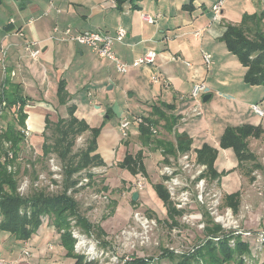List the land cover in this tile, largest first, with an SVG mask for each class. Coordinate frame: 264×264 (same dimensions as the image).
<instances>
[{
  "label": "crops",
  "instance_id": "obj_1",
  "mask_svg": "<svg viewBox=\"0 0 264 264\" xmlns=\"http://www.w3.org/2000/svg\"><path fill=\"white\" fill-rule=\"evenodd\" d=\"M189 1H126L119 8L115 0H3L0 89L12 85L22 97L29 99L24 108L25 125L35 141L41 135L43 139L46 118L52 122L67 118L69 107L73 106L75 117L84 120L90 128H99L96 153L104 163L99 169L109 176L110 170L114 173L117 168L119 182L130 184L128 189L138 174L133 175L119 166L127 153L134 155L142 151V162L152 187L159 179L158 173L152 176L154 167L157 163L162 166L164 161L161 149L153 143L142 146L136 123L130 124L128 136L123 139L120 119H157L154 107L168 116H181L174 131L186 134L191 140L192 158L196 160L197 151L204 146L216 150L214 168L218 173H225L218 178V183L225 195L239 191L242 196L238 160L232 148L220 147V139L227 127L243 125L263 130L259 138L248 139L250 150L252 144L264 138V116L251 109V105H257L264 111V86L244 81L246 68L228 50L221 36L226 25H238L247 17L261 16L264 23V3L224 0L220 16L214 20L211 7L216 0H193L191 4ZM143 13L155 21H145ZM66 27L72 33L107 34H114L122 27L126 37L114 44L116 55L130 64L154 50L155 60L137 67L130 65L120 74L91 48L68 40L63 34ZM199 30H202L200 37H195L194 32ZM26 43L40 49L37 59H32L25 50ZM202 51L211 55L212 63L208 67ZM154 75L159 78L158 82L151 80ZM196 83H204L207 91L202 97L209 96L206 101L201 100L200 115L187 116L194 104L190 94ZM60 85L66 92L63 99L59 94ZM31 117L35 121L29 124ZM162 125L161 121L153 126L159 130L155 137L174 142V131L167 133ZM89 134L88 131L81 135ZM123 171L128 175L125 178H122ZM110 178H105L102 185L109 186ZM134 191L138 192L139 200L142 193L132 189L131 198ZM24 248L31 252L29 258L23 257ZM0 258L4 260L0 264L74 263L60 244V234L48 221H42L25 241L0 230Z\"/></svg>",
  "mask_w": 264,
  "mask_h": 264
},
{
  "label": "trees",
  "instance_id": "obj_2",
  "mask_svg": "<svg viewBox=\"0 0 264 264\" xmlns=\"http://www.w3.org/2000/svg\"><path fill=\"white\" fill-rule=\"evenodd\" d=\"M2 1L0 0V5ZM126 1L135 2L139 0H115L119 8ZM192 1L190 0L189 3L191 4ZM221 40L246 68L244 81L249 85L264 86L263 17H247L238 25H226ZM2 89V96L8 109L14 108L17 103L20 106L17 110L14 108L13 113L16 116L14 121L7 122L4 126L0 123L2 125V131L0 132V230L9 232L17 240L25 241L36 232L43 221V217H45L49 224L60 234V244L65 248L66 255L74 259L73 264H82L83 256L74 252V240L70 238L68 232L69 223L67 218L76 217V224L86 231L91 230L92 226L78 213V203L73 197L67 195V191L76 183V180L72 179L75 173L88 166L104 165L100 156L96 153V137L99 128H90L84 120L75 117L73 106L69 107L67 118H59L56 122L46 118L41 155L35 163L44 168L42 164L44 160L53 155L60 162L63 174L61 184H63L61 190L55 193L48 192L44 187H39L32 188L33 190L27 195H22L17 191L18 179L21 175L20 166L18 165L14 171H9L8 166L19 163L18 158L21 157L23 152L25 145L23 130L26 128L25 120L27 118L24 107L29 104V99L22 97L12 85H9L7 89ZM59 94L62 99L66 97L63 85L59 87ZM154 114L158 117L157 119L144 118V121L152 126H157L162 121V128L167 133L174 131V126L181 119V116L166 115L159 107H154ZM2 117H5V114ZM138 128L142 146H149L153 143L154 146L160 148L163 164H168L171 160H177L179 155L190 150L191 140L184 133L179 134L174 131L175 140L171 142L164 138L155 137L156 135L152 134L148 126L139 124ZM88 131L90 134L85 140V147L73 152L77 137ZM262 133L263 130L260 127L249 125L227 127L221 136L220 147L233 149L238 160V167L244 166L242 162H252L250 169L253 171L260 168V164L256 161L255 155L248 149V139L250 137L259 138ZM215 157L216 150L204 146L197 151L196 162L206 167L201 175L202 177L218 181V178L225 173H218L215 170L213 165ZM142 161V151H138L134 155L127 153L119 166L127 169L133 175L140 173L146 176ZM28 162L30 167L34 168V161ZM26 171V168H24L23 172ZM33 173L36 179L39 174L38 170L34 169ZM250 179L253 180V177ZM102 187L107 190L105 186ZM153 189L157 198L166 208L167 219L170 220L171 224H177L176 217L182 214V211L172 205V200L169 198L163 182L153 184ZM131 202L136 203L132 198ZM239 204V191L224 195L223 205L236 212L240 206ZM115 207L116 203L111 201L109 214L113 213ZM213 222L211 217L207 216L203 230L204 236L194 244L192 251L180 255L165 248L159 258H169L172 264H228L232 260L237 261V264H242L240 254L249 253L251 244L235 236L234 244L230 245L229 240L233 235L232 231L229 232L230 235L223 236L215 243L212 240L214 236L211 235H216L221 227ZM97 228L99 235L105 234V231L99 225ZM124 264H149V262L145 257H133Z\"/></svg>",
  "mask_w": 264,
  "mask_h": 264
},
{
  "label": "rangeland",
  "instance_id": "obj_3",
  "mask_svg": "<svg viewBox=\"0 0 264 264\" xmlns=\"http://www.w3.org/2000/svg\"><path fill=\"white\" fill-rule=\"evenodd\" d=\"M13 111V108L5 111V117L0 121L3 126L7 122L14 121L16 116ZM34 121L35 119L31 117L29 124ZM158 132L159 130L156 134ZM86 137L87 135L77 137L73 152H77L79 149L85 147ZM37 139L40 140L35 141L34 136L31 134L25 136V145L21 153V158L23 159H19V163L14 164L15 167L20 166L21 175H19L18 186L24 181L27 182L22 195H27L33 190L32 188L39 187H44L48 192L55 193L61 190L63 184H61L63 180L62 171L60 172L61 176L57 178L50 176L51 171L48 168L49 158L42 163L44 168H41L40 164L35 163L41 155L40 145L43 140L42 135L37 137ZM251 149L253 151L250 149L249 151L255 155L260 168L251 171L252 162H242L244 166L239 168L242 180V196H240L238 210L235 212L223 205L225 193L222 185L217 180L206 179V177L201 176L205 182L202 199H199L197 197L198 189L195 184L198 179L190 181L188 178V195L184 199L182 210H180L182 214L176 217L177 224H171L170 220L167 219L166 208L155 195L148 176L142 175L144 177L143 188L138 189L135 184L141 177V174L138 173V176L128 189L130 184L119 182L120 176L116 174L119 173L117 168L113 170L114 173L110 170L109 176L104 174V170L102 168L99 169V166L83 168L73 175L72 179H75L76 183L67 191V195L77 201L78 213L91 223L92 226L91 230L86 231L76 224V217L67 218L69 223L68 232L70 238L74 240V244L78 240H85L84 247H82L80 252L81 254H77L86 256V251L93 252L99 260L95 264L100 262L103 264H123L126 256L145 257L149 264H172L169 258H159L162 255V251L165 248L177 250L178 252L189 251L190 246H193L204 236V229L199 228L197 224L202 223L205 227L207 216L211 217L212 221H214L216 214L223 213L226 208L232 211V218L227 227L223 228L217 223L221 228L216 235H211L214 236L212 240L215 243L223 236L230 235V231L242 229L243 231L255 233L264 229V138L252 144ZM28 161H34V168L30 167ZM55 163L59 164L60 162L55 158ZM24 168H26V172H23ZM34 169H37L39 174H43L46 177V180L37 186L34 185L36 181L33 173ZM160 170L161 165L157 163L152 173V176H156L158 173L159 179L157 182H162ZM125 173L123 171L122 178L128 176ZM112 174L114 177H112ZM108 177H111L109 181L110 185L105 186L107 188L105 190L102 184L104 183V179ZM251 177H253V180L250 179ZM131 179L132 177L129 180ZM51 180L53 184H57L53 188H47L46 183L48 184V181L51 182ZM132 189H138L139 193H142L141 198L136 200V203L131 202ZM101 194L106 195L107 198H101ZM111 201L116 203V207L113 213L109 214ZM172 205L174 206V204ZM214 210H216L215 214H211L210 212ZM191 213L197 215L193 221L189 220L187 216V214ZM144 219L148 221V224L143 223ZM43 221L45 222L47 219L43 217ZM213 223L216 222L214 221ZM98 225L101 228L103 227L102 229L105 231L104 235L98 234ZM232 234L229 240L230 245L234 244L235 236H238L243 241H248L250 244L253 243L252 245L255 246L251 238H246L243 235L240 236L235 233ZM28 253L29 255L24 254L23 257L29 258L31 252L28 251ZM240 258L243 261L242 264H264V247H254L250 249L249 253L240 254ZM237 263V261L232 260L228 264Z\"/></svg>",
  "mask_w": 264,
  "mask_h": 264
},
{
  "label": "built area",
  "instance_id": "obj_4",
  "mask_svg": "<svg viewBox=\"0 0 264 264\" xmlns=\"http://www.w3.org/2000/svg\"><path fill=\"white\" fill-rule=\"evenodd\" d=\"M264 3V0H261ZM224 3V0H216L214 2V4L211 7L212 13H213V19H217L220 16L221 13V9H222V5ZM142 18L149 22V23H153L155 21L154 17H151L149 15L146 14H142ZM10 22H13L12 20ZM56 30V29H55ZM202 30L200 31H196L194 32V36L195 37H200ZM63 34L64 36L75 43H78L80 45H85L89 48H91L94 52H96V54L103 58V59H107L114 67L115 71L122 74L124 72H126L127 68L131 65L134 67L140 66L142 64H151L154 62L155 57H156V52L154 50H149L146 53H144L143 55L139 56L138 58H136L135 60H133L130 64L122 61L114 52V44L116 42H122L125 37H126V31L124 28L119 27L116 32L114 34H107V33H103L101 31H82V32H78V33H72L71 32V28L70 27H66L63 30ZM25 50L27 52H29V55L32 59H37L38 55L40 53V49H34L31 48V43H26L25 44ZM202 55V59L205 63V65L208 67L210 66V64L212 63L211 61V55L206 52V51H202L201 52ZM3 70H5L3 68ZM151 80L153 82H158L159 78L157 77V75L152 76ZM166 85V83H165ZM167 86V85H166ZM2 88L0 89V121L3 118L2 116L4 115L5 111L8 109L7 108V104L5 99L2 96ZM207 91V87L204 83H196L192 90H191V99L193 101V106L189 109L187 116H197L201 114V100H202V95ZM20 104L17 103V105L14 107L15 110L19 109ZM27 106V105H26ZM25 106V107H26ZM24 107V108H25ZM13 108V109H14ZM251 109L258 114L259 116H264V111H262L257 105H251ZM131 123H136L137 125L139 124H143L145 126H148L149 130L152 132V134H156L157 133V129L155 127H153L152 125H148L144 119L142 117H123L120 119L119 122V127H120V134L121 137L123 139H125L128 136V129ZM2 125L0 124V132L2 131ZM23 133L25 136H28L31 132L30 130L26 127L23 130ZM21 159V157L18 158V160ZM48 168L51 171L50 176H52V178H57L58 176H61L60 172H61V165L60 163H55V158L54 156H50V158L48 159ZM205 165L203 164H199L196 162L195 159L192 158V155L190 154V152H186L184 154H181L178 156L177 160H171L170 163L168 164H163L161 166V170H160V175L163 178L162 182L164 184V186L166 187L168 194H169V198L173 201V204L175 206L176 209L178 210H182L183 208V204H184V199L187 197L188 195V178L190 179V181H196L198 179V181L195 183L196 184V188L198 189V198L202 199V195L204 193V178H201V175L203 174L204 170H205ZM16 169L15 166H8V170L9 171H14ZM200 177V178H199ZM46 177L43 174H38L36 181L34 182V185L37 186L39 183H42V181H45ZM143 180L144 177L141 174V177L136 181V186L138 189H142L143 188ZM49 183L47 185V188H53L54 184L51 180L48 181ZM27 182L24 181L22 182L18 188L17 191L22 194L23 193V189L26 187ZM96 197V195H94ZM101 198L106 199V195H100ZM216 210L210 212L211 214L214 213L215 214ZM138 215V214H137ZM188 219L193 221L197 215L194 213L191 214H187ZM232 218V211L229 208H226V210L223 213L220 214H216V217L214 219V221L216 223H218L219 225H221L223 228L227 227L229 224L230 219ZM185 219V217H184ZM143 223L148 224V221L146 219H144ZM197 226L199 228H203L204 226L202 223H198ZM238 228V227H237ZM238 231L234 230L232 231L235 234L238 235H243V237L246 238H251L254 241V245L253 246L251 244V249H253L254 247L256 248L258 247H264V229L259 230L255 233H251L250 231H243L242 229H237ZM85 240H78L75 244H74V252L75 253H80L82 250V247H84ZM194 246V245H193ZM193 246H190V250H193ZM172 250L174 253L176 254H183L185 252H189V251H174L173 249H169ZM23 254L29 255L27 249H23L22 250ZM84 253V252H83ZM81 254V253H80ZM86 256H83V263L82 264H95L96 261H99L97 259V255H94V253H90L89 251L85 252ZM133 257H129L126 256L123 264L127 261H130ZM94 260V262H92ZM4 260L0 258V263H2ZM98 264H103L102 262L98 263Z\"/></svg>",
  "mask_w": 264,
  "mask_h": 264
},
{
  "label": "water",
  "instance_id": "obj_5",
  "mask_svg": "<svg viewBox=\"0 0 264 264\" xmlns=\"http://www.w3.org/2000/svg\"><path fill=\"white\" fill-rule=\"evenodd\" d=\"M208 96H209V95H204V96L202 97V100H203V101H206V99L208 98ZM137 197H138V192H137V191H134V192L132 193V200L136 201V200H137Z\"/></svg>",
  "mask_w": 264,
  "mask_h": 264
}]
</instances>
